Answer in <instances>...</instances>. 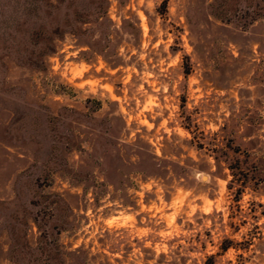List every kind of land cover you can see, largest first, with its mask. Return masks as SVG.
I'll return each instance as SVG.
<instances>
[{
  "label": "rangeland",
  "instance_id": "obj_1",
  "mask_svg": "<svg viewBox=\"0 0 264 264\" xmlns=\"http://www.w3.org/2000/svg\"><path fill=\"white\" fill-rule=\"evenodd\" d=\"M164 1L0 0V264H264V0Z\"/></svg>",
  "mask_w": 264,
  "mask_h": 264
},
{
  "label": "trees",
  "instance_id": "obj_2",
  "mask_svg": "<svg viewBox=\"0 0 264 264\" xmlns=\"http://www.w3.org/2000/svg\"><path fill=\"white\" fill-rule=\"evenodd\" d=\"M163 4H164L163 6L165 7V6L167 5V0H165ZM185 74H186V75H189V74H190V68H189V67H187V68L185 69ZM229 248H230V246H226V247H224L223 249H224L225 251H227Z\"/></svg>",
  "mask_w": 264,
  "mask_h": 264
}]
</instances>
